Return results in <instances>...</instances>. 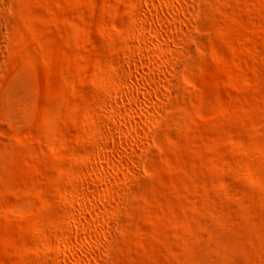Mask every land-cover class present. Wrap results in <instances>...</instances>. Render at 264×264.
Instances as JSON below:
<instances>
[{
  "label": "rangeland",
  "instance_id": "374dc122",
  "mask_svg": "<svg viewBox=\"0 0 264 264\" xmlns=\"http://www.w3.org/2000/svg\"><path fill=\"white\" fill-rule=\"evenodd\" d=\"M0 264H264V0H0Z\"/></svg>",
  "mask_w": 264,
  "mask_h": 264
}]
</instances>
